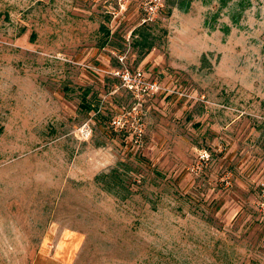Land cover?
I'll return each mask as SVG.
<instances>
[{
    "label": "rangeland",
    "instance_id": "374dc122",
    "mask_svg": "<svg viewBox=\"0 0 264 264\" xmlns=\"http://www.w3.org/2000/svg\"><path fill=\"white\" fill-rule=\"evenodd\" d=\"M0 264H264V0H0Z\"/></svg>",
    "mask_w": 264,
    "mask_h": 264
},
{
    "label": "built area",
    "instance_id": "2783aa9c",
    "mask_svg": "<svg viewBox=\"0 0 264 264\" xmlns=\"http://www.w3.org/2000/svg\"><path fill=\"white\" fill-rule=\"evenodd\" d=\"M156 10V9H155ZM147 13V20L149 21L151 18L150 16L155 13L153 7H149V9L146 11ZM116 76H119L122 79V82L126 89L129 91H134L136 88L138 89L137 92H151L156 93L159 88L157 87V83H148L145 80L143 81L141 72L137 71L131 74L128 71H123L122 73H117Z\"/></svg>",
    "mask_w": 264,
    "mask_h": 264
},
{
    "label": "trees",
    "instance_id": "16d2710c",
    "mask_svg": "<svg viewBox=\"0 0 264 264\" xmlns=\"http://www.w3.org/2000/svg\"><path fill=\"white\" fill-rule=\"evenodd\" d=\"M189 3H190V0H167V4L169 5V6H171L172 8H177V9H179V10H185V8H186V6H189ZM138 39H139V41H137V42H139V45L141 46V47H147V48H150L151 47V43H149V38H150V36L148 37V36H145L144 34H143V31H141V30H138ZM202 60H204L205 61V57H203V59Z\"/></svg>",
    "mask_w": 264,
    "mask_h": 264
}]
</instances>
